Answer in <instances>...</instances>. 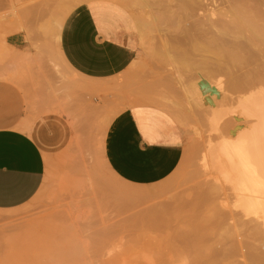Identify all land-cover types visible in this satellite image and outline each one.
Segmentation results:
<instances>
[{
  "label": "rangeland",
  "instance_id": "obj_1",
  "mask_svg": "<svg viewBox=\"0 0 264 264\" xmlns=\"http://www.w3.org/2000/svg\"><path fill=\"white\" fill-rule=\"evenodd\" d=\"M90 1L95 0L77 6ZM103 1L131 13L139 54L131 68L92 93L63 64L40 26L65 0H0V82L25 95L28 126L44 114H58L70 126L65 144L47 152L39 192L0 222V264H175L182 258L188 264H263L249 254H264L260 219L237 207L234 192L213 170L199 168L206 140L217 138L208 132L213 112L225 113L238 132L249 126L238 107L247 94L233 88L258 62H231L204 35L196 38L198 52H204L197 56H211L222 70L210 73L212 63L206 62L188 76L173 52V40L184 36L185 27L170 6L173 0ZM12 28L24 33L33 53L3 45ZM204 81V88H189ZM87 103L95 108L92 117L83 111ZM135 105L169 113L184 135L175 170L141 187L112 176L90 151L106 117Z\"/></svg>",
  "mask_w": 264,
  "mask_h": 264
},
{
  "label": "crops",
  "instance_id": "obj_2",
  "mask_svg": "<svg viewBox=\"0 0 264 264\" xmlns=\"http://www.w3.org/2000/svg\"><path fill=\"white\" fill-rule=\"evenodd\" d=\"M136 28L123 6L90 1L75 7L63 20L56 50L80 82L99 84V88L137 60ZM2 43L24 54L33 53L22 31L8 33ZM27 111L25 95L14 85L0 82V222L39 192L48 150L64 145L70 137L63 117L44 114L28 126ZM174 122L169 113L152 106H124L105 131L103 156L108 167L120 180L139 187L166 179L183 155L184 135Z\"/></svg>",
  "mask_w": 264,
  "mask_h": 264
},
{
  "label": "bare ground",
  "instance_id": "obj_3",
  "mask_svg": "<svg viewBox=\"0 0 264 264\" xmlns=\"http://www.w3.org/2000/svg\"><path fill=\"white\" fill-rule=\"evenodd\" d=\"M119 1L131 5L129 0ZM79 2L80 0H65L64 4L52 14L53 16L51 15V19L40 24L46 40L54 43L57 41L63 20ZM171 5L179 10L178 17L185 23L182 30L184 36L173 40L176 44L173 52L175 58L179 59L177 68L186 75L196 74L197 68L206 62L212 63L207 67L210 73L222 70L221 64L214 63L211 56L202 57L204 52H198L196 38L204 35H210L207 36L208 42L223 51L231 62L244 66L258 62L256 68L244 74V82L233 88L236 92L247 94L239 100L238 107L244 119L251 121L249 126L238 132L235 125L225 120V113L213 112L209 117L208 132L214 133L217 140L215 139V142L213 140L211 142L210 138L206 140L207 145L200 156L199 168L213 170L218 175L220 181L227 185V189L234 192L233 196L238 202L237 207L244 213L260 219L264 235V0H173ZM15 31L12 28L6 30L5 34ZM45 38L43 36L42 39ZM197 52L202 54L198 57ZM133 64L134 62L130 64V68ZM81 82L84 81L81 79ZM91 83L88 84L92 87L87 84L88 88L84 83L82 84L87 89L91 88L87 90L88 92L93 89V93L100 88L97 87L99 84L94 82L97 85L93 86ZM204 86L205 81L189 83L190 89H201ZM216 86L221 87V83H216ZM88 103L83 111L85 110L87 115L92 117L95 108H91ZM114 116L115 114L109 115L102 124L100 123L98 136H93V150L90 151H94L93 154L96 155V157L92 155L93 160L98 158L104 163L108 172L120 180L108 167L103 156L105 131ZM93 175L96 181L97 174ZM94 184L97 186L100 183ZM116 248L119 249L120 246ZM249 254L255 261L264 264V254L254 251H250ZM176 263L188 264V260L182 258Z\"/></svg>",
  "mask_w": 264,
  "mask_h": 264
}]
</instances>
